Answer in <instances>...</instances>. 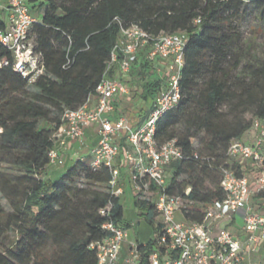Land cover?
<instances>
[{
    "label": "trees",
    "instance_id": "1",
    "mask_svg": "<svg viewBox=\"0 0 264 264\" xmlns=\"http://www.w3.org/2000/svg\"><path fill=\"white\" fill-rule=\"evenodd\" d=\"M35 7H43L31 32L44 73L34 81L23 77L0 44V62L7 61L0 66V163L6 165L0 169V194L11 208L0 204V264H97L91 244L106 236L99 210L111 203V217L122 220L120 199L107 190L109 168L78 157L59 179L45 174L64 110L83 104L103 78L116 77L117 64L109 67V61L121 27L138 24L153 35H185L181 97L155 130L159 144L176 139L183 151L169 167L167 191L183 195L189 187L188 198L200 204L222 199V169L232 167L237 175L246 170L228 157L230 141L252 130L256 119L264 122V63L246 57L239 32L224 25L229 14L236 17L249 7L264 23V0H43L38 5L32 0ZM4 25L0 14V28ZM150 65L139 52L130 71L142 81L134 96L147 106L160 83ZM200 133L206 152L192 142ZM184 172L187 179L178 182ZM79 179L87 185L78 186ZM133 204L157 234L161 227L153 205L137 196ZM186 217L202 221L204 214L195 206ZM10 231L15 237L6 242ZM154 243L155 238L139 245L141 264Z\"/></svg>",
    "mask_w": 264,
    "mask_h": 264
},
{
    "label": "built area",
    "instance_id": "2",
    "mask_svg": "<svg viewBox=\"0 0 264 264\" xmlns=\"http://www.w3.org/2000/svg\"><path fill=\"white\" fill-rule=\"evenodd\" d=\"M31 1L5 0L7 21L3 20L5 25L0 28V44L11 53L14 70L34 81L44 73V68L31 37L32 26L37 22ZM185 45L186 37L181 32L153 35L138 24L121 27L109 61V67L117 64L118 77L103 78L83 104L64 110L62 123L52 136L49 165H64V153L70 143L83 144L86 129L95 127L97 142L90 163L95 168H109L112 176L107 190L120 197L125 173L133 195L154 207L161 229L145 264H264V255H260L264 244V122L254 121L252 142L230 141L228 157L246 170L237 175L232 167L222 169V199L200 204L188 198L189 187L183 195L167 191L169 167L182 159L183 151L176 139L159 144L155 130L158 119L180 100ZM146 48L145 59L151 65L155 60L162 61L163 67L151 68L160 83L150 105L144 103L145 110L134 114L133 119L117 113L116 105L131 101L132 87L122 79L135 66L139 52ZM3 64L7 61L0 62V66ZM122 137L126 141L123 153L119 148ZM195 206L204 214L202 221L186 217V212ZM112 208L108 203L99 210L106 218L102 224L106 236L91 244L97 251V264H119L122 245L127 240V229L111 217ZM177 214L186 221L177 220ZM129 246L125 263L141 264L139 245Z\"/></svg>",
    "mask_w": 264,
    "mask_h": 264
},
{
    "label": "rangeland",
    "instance_id": "3",
    "mask_svg": "<svg viewBox=\"0 0 264 264\" xmlns=\"http://www.w3.org/2000/svg\"><path fill=\"white\" fill-rule=\"evenodd\" d=\"M40 1L43 0H36V4L38 5ZM43 7H41L42 9ZM33 14H37L39 10L35 7L33 9ZM0 14L2 19L6 22L7 21V13L3 11V9L0 8ZM230 23V26H229ZM226 28H234L239 32L240 35V44L242 49L246 52V57L250 59H254L255 63H264V23H261L255 19L253 11L250 9L247 10V12H239L238 15L235 17L234 14L228 16L227 21L224 25ZM233 29V30H234ZM31 37L34 43V35L31 32ZM142 52V57L145 58L148 50L147 48L144 49ZM232 63V61L230 62ZM154 66L155 68H162L163 64L162 61L155 60L152 65H150V69ZM237 71L234 70L233 74H236ZM125 82L129 83V85L132 87V92L130 95L131 101H129V104L125 102H119L117 106V112L119 114L128 115L130 118L136 119L134 114L137 112L140 113L143 110H145V104L141 99L138 98V94L134 96V93H139L140 91V85L142 81L137 80L132 74L126 75L125 78H123ZM31 88V87H30ZM223 109L228 110V105L224 106ZM246 117H250V112L246 114ZM179 129L181 126H178ZM253 135V130H248L241 138L244 142H250V140L253 138L251 137ZM205 137V134L200 133L199 136L194 140V145L201 148L204 152H206V149L203 148L202 139ZM83 144H76V148L78 149L77 152H68L66 151L64 153V160L65 163L62 166H50L48 165L46 169V177H50L53 179H59L66 170L71 166L73 160H75L78 157H82L86 162H90L93 159L92 149L94 148V145L96 144V141L94 143V140L92 138H83ZM68 152V153H67ZM6 165L0 163V169H5ZM187 179V173H181L177 181H183ZM78 186L85 187L87 184L85 181L79 179L77 180ZM125 186V185H124ZM121 203L123 205L124 210V216L122 218L123 224H129L128 226H125L127 229V233L129 236V239L132 241H135L136 238L142 242H148L150 239H153L156 237V233L154 232V229L151 225L147 223L144 216L139 214V211L134 207L133 204V198L131 195V192L129 191L128 187L125 186V193L121 195L120 197ZM0 204L7 210L10 211L11 208L9 204L7 203L6 199L0 194ZM176 219L179 221H186L184 218H182L179 214H177ZM157 223V219H155V224ZM229 230L234 232V228L229 227ZM15 237L14 232H9L8 237L6 238V242H9L13 240ZM124 245V244H123ZM122 245V247H123ZM122 250V249H121Z\"/></svg>",
    "mask_w": 264,
    "mask_h": 264
},
{
    "label": "crops",
    "instance_id": "4",
    "mask_svg": "<svg viewBox=\"0 0 264 264\" xmlns=\"http://www.w3.org/2000/svg\"><path fill=\"white\" fill-rule=\"evenodd\" d=\"M4 5H5V0H0V8L1 9H3V11H5L4 10ZM41 11H42V9L41 10H39V12L37 13V14H34L37 18H39V16H40V14H41ZM118 75H119V71L117 70V72H116V77H118ZM117 112V111H116ZM118 113V112H117ZM254 136V133H253V135L251 136V137H253ZM92 138L93 140H94V143H95V141L97 142V134H96V128L95 127H89V128H87L86 129V131H85V134H84V138ZM122 139V138H121ZM121 139L119 140V144H120V141H121ZM253 141V138L250 140V142H252ZM123 142H124V144H125V146H126V141H125V138L123 139ZM250 142H247V143H250ZM76 144H78V142H76V143H70V146H69V148H68V152H77L78 151V149L76 148ZM119 148H120V146H119ZM67 152V153H68ZM119 161H121V157L118 159V163H119ZM119 165V164H118ZM244 172H245V170H244ZM126 174L125 173H123V177H124V182H125V186H127L128 187V189H129V191L131 192V195H132V198L134 199V195H133V192H132V190H131V188L128 186V183H127V180H126ZM48 177V176H47ZM125 186H124V192H123V194L125 193ZM122 194V195H123ZM121 197V196H120ZM120 197H119V199H120ZM120 202H121V199H120ZM122 204V203H121ZM122 207H123V205H122ZM123 216H124V210H123ZM157 222H158V220H157ZM120 226H122V227H124V228H126L125 226H127V225H129V224H123L122 223V220L118 223ZM125 225V226H124ZM130 243H136V244H138V245H141V244H145L146 242H142V241H140V240H138V238H136V240L135 241H132V240H130L129 239V236H127V240H126V242L124 243V245H123V247H122V250H121V255H120V259H119V264H126L125 263V258L128 256V254H129V244ZM260 255H263V253H261V251H260ZM260 255H254V257H259Z\"/></svg>",
    "mask_w": 264,
    "mask_h": 264
}]
</instances>
